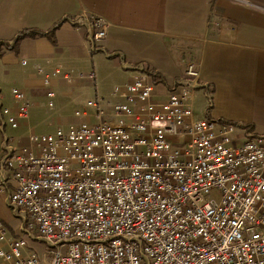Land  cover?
<instances>
[{
  "label": "built area",
  "instance_id": "1",
  "mask_svg": "<svg viewBox=\"0 0 264 264\" xmlns=\"http://www.w3.org/2000/svg\"><path fill=\"white\" fill-rule=\"evenodd\" d=\"M80 14L95 48L108 23ZM61 74L57 64L43 83L72 81ZM185 75L180 91L154 101L140 72L112 88L120 101L96 96L66 130L30 131L26 147L5 140L0 194L22 216L15 235L0 222V264H264V136L238 144L230 124L195 117L198 72L189 64ZM11 95L14 109L0 115L16 128L29 100Z\"/></svg>",
  "mask_w": 264,
  "mask_h": 264
},
{
  "label": "crops",
  "instance_id": "2",
  "mask_svg": "<svg viewBox=\"0 0 264 264\" xmlns=\"http://www.w3.org/2000/svg\"><path fill=\"white\" fill-rule=\"evenodd\" d=\"M82 10L108 23L105 39L94 50L101 49L117 72L115 86L131 83L144 71L155 85L153 100L162 101L189 81L185 69L192 64L198 83L211 91L212 117L250 126L257 136H264V0H0L1 107L5 102L14 109L12 95V103L5 101L1 90L8 80L20 85L28 100L37 98L39 86L48 91L63 82L73 89L83 79L93 80L83 71L94 69L93 64L97 68L101 53H90ZM59 22L52 36L28 35L14 42L21 31L47 33ZM57 64L61 76L70 73L72 81L58 77L45 85L44 76ZM150 71L161 80L154 81ZM104 98L120 101L111 91ZM28 120L29 113L11 128L0 115V158L10 138L7 128L26 126L28 145Z\"/></svg>",
  "mask_w": 264,
  "mask_h": 264
},
{
  "label": "rangeland",
  "instance_id": "3",
  "mask_svg": "<svg viewBox=\"0 0 264 264\" xmlns=\"http://www.w3.org/2000/svg\"><path fill=\"white\" fill-rule=\"evenodd\" d=\"M95 48H90V53L102 52L101 49L99 50L100 52L97 49L94 50ZM96 64L98 66L97 68L93 64L94 69L89 72L83 71L85 75L94 71V79L91 78L94 81L83 79L82 81L75 83L73 85V89L70 86H65L66 84H63V82H57V85H52L54 96L51 100V107L47 105L49 100L45 95L47 90L44 87L39 86L37 98L31 97L32 99H30L29 96L30 107L28 109V124L33 132L47 133L55 130L56 128L66 130L70 121V116L75 111L82 110V108L87 104V101L93 100L97 94L99 97H104V95H107V97L109 96L111 89L119 80V76L116 74L117 72L112 69L105 54L101 53L97 55ZM14 86L15 88H21L20 85L13 84L12 81L9 80L1 84V90L5 95V101L9 100V102L12 103L10 91ZM97 89L99 93L96 92ZM24 90L27 95L30 94L28 89L24 88ZM192 103L195 117H201L205 120H215L222 124H230L233 127V132L230 136L235 139L238 144H240L245 137L256 135L253 133V129L250 126L235 123L222 118L215 119L212 117L211 109L213 106V99L210 90H206L202 86H198L194 90ZM2 104V107L8 106L5 102H2ZM87 111H90V108H88ZM7 133V136L12 138V141L15 143L14 145L18 147L27 146L26 126H21L14 130L7 128ZM6 197L7 192L0 194V222L6 227L9 233L10 231L17 233L18 227L21 224L20 218L22 214L19 211H13L12 208L8 206L6 203ZM29 238L30 237H25L28 242V246H32V249L40 254L44 248L43 244Z\"/></svg>",
  "mask_w": 264,
  "mask_h": 264
},
{
  "label": "trees",
  "instance_id": "4",
  "mask_svg": "<svg viewBox=\"0 0 264 264\" xmlns=\"http://www.w3.org/2000/svg\"><path fill=\"white\" fill-rule=\"evenodd\" d=\"M60 25V22L59 23H56V25H54L49 31H47V33H39L37 31H21L14 39V42L16 43L19 39L25 37V36H28V35H40V36H52L53 32L55 31V29ZM150 73L152 74V77H153V80L154 81H157V80H161L160 76L157 74V73H154V72H151ZM32 248V246L30 247Z\"/></svg>",
  "mask_w": 264,
  "mask_h": 264
}]
</instances>
